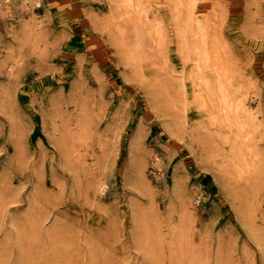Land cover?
I'll return each mask as SVG.
<instances>
[{"label": "rangeland", "instance_id": "obj_1", "mask_svg": "<svg viewBox=\"0 0 264 264\" xmlns=\"http://www.w3.org/2000/svg\"><path fill=\"white\" fill-rule=\"evenodd\" d=\"M3 1L0 264H31L32 259L35 264L40 250L42 264H57L59 253L72 264H170L165 247L174 236L169 227L179 220L176 170L186 188L205 189L200 201H193L195 217L182 222L185 244L192 247L191 259L184 263L264 264V172L249 184L229 167L226 175L220 172L221 188L191 153L187 131L208 116L191 101L181 137L168 132L164 117H173L169 98L152 93L149 86L167 70L166 57L153 51L141 68L128 63L121 37L109 31L116 12L107 0H42L35 18L46 21L37 33L28 29L31 15L19 5L21 0ZM194 1L215 60L221 62L227 53L230 71L249 86L246 105L264 121V0ZM143 5L149 18L157 17L164 27L166 55L178 74L182 63L168 0H143ZM191 68L186 65L185 73ZM185 84L191 100L194 86L189 79ZM80 103L87 108V120L82 118L86 125L72 134L74 118L69 132L63 119L77 114ZM67 133L79 157L70 159L57 146L55 138ZM135 136L139 147L132 161ZM253 140L264 155V125ZM192 146L210 155L218 169L220 155L197 142ZM156 154L159 169L150 160ZM141 155L147 186L140 179ZM98 178L106 183L102 193L93 186ZM30 218L40 227L37 243L27 233ZM155 233L164 237L156 244L162 248L158 259L148 253ZM144 235L151 241L144 242ZM25 241L32 249L24 251Z\"/></svg>", "mask_w": 264, "mask_h": 264}, {"label": "bare ground", "instance_id": "obj_2", "mask_svg": "<svg viewBox=\"0 0 264 264\" xmlns=\"http://www.w3.org/2000/svg\"><path fill=\"white\" fill-rule=\"evenodd\" d=\"M4 1L7 2L9 0ZM195 2L194 0H168V6H170L169 13H171V20L174 24L176 51L182 63V68L179 70L178 74H174L176 69L171 66L168 56L166 55L167 45H165V41L168 39L167 33L164 31L162 24H157V17L152 16L153 19L149 18L144 8L143 0H107V3L112 6L113 10L116 12L110 19L112 23H110V25L112 26L109 31H113L115 35L117 33L121 37L120 43L124 46L123 51L126 55L127 62H130L138 68H141V61L146 59V54L150 55L153 51H159L162 53L163 57H166V59H164L167 70L165 69L161 72L160 75H162V77L160 76L159 79L157 78L153 83L150 82V79H145L149 80V86L152 87L150 91L152 93L157 94L158 92L160 96L163 95L164 99L169 98L166 104L169 108L171 106L173 109V117L168 120L164 117L165 114L160 113L159 115L164 117L165 128L171 135L179 138L181 137L180 132L182 133V130H186L188 115H186V110L190 106V101L196 105L198 110L200 109L208 115L204 120L195 123L190 130L187 131V134L191 142L189 143V147L192 155L198 160L197 162L203 169L212 173L216 183L220 185L221 188H225L220 172L222 171V173L226 175V172L231 171L229 167L233 170L232 173H236L237 177L244 178L246 181L249 180V184L257 183V174L264 172V155L258 148L257 141L253 139L255 138V133L261 130L264 121L249 108L248 104L246 105L245 99L249 86L245 81H242L243 79L240 80L236 72L230 71V61L226 51V55L220 58V60L222 59L221 62L215 60L216 56L212 53L208 45L209 35L207 27L203 25L201 20L195 15ZM19 5L31 15L30 22L27 24L29 31L31 33H37L46 21V19L35 18V8L42 7V0H21ZM129 36L131 38L126 39ZM221 47L222 46H220V48ZM156 54H158V52ZM189 64H192V68L188 73H185L184 68ZM12 65L13 64L10 63L7 70H11ZM141 78L143 79L144 75H141ZM187 79H189L194 86L191 100H189L187 96L185 84ZM79 107L80 110H78L77 114H68L63 119V125L69 132L70 120L74 118L72 120H74L76 124L74 128H72L74 129L72 134L86 125L87 108L82 104L79 105ZM10 117H12V115ZM82 118L85 119L82 120ZM70 135L71 134L67 133L58 139L55 138V140L57 146L63 148L65 155L72 159L77 156L79 157V155L78 153L77 155L73 154V148L71 147L72 143L68 140ZM134 138V141H132L133 143L131 142L132 147L130 148L132 161H134L136 156L135 149L139 147L137 144L139 143V138L136 136ZM196 142L198 145L203 144L205 147H209L213 152L212 155H220L218 169L210 163V155L199 153L193 148L192 145L193 143L196 144ZM1 151L2 148H0V153ZM143 160L141 155L139 173L141 171L140 179L144 182V186H147L143 169ZM150 160L154 162L159 169L161 157L156 154ZM260 178L263 179L261 176ZM173 181V191L179 197V209H177L179 220L169 227L172 233L171 235L174 237L171 236L168 245L166 244L167 247H165V251L168 252L167 255L170 264H185L184 261L187 262L191 259L190 251L192 247L189 244H185L187 241L185 239V230H183L184 225L182 222L185 220H192L195 217L196 209L193 201L196 203L199 202L200 197L205 194V189L203 187L199 189L186 188L181 184V178L177 170L173 174ZM93 186L97 193H102L106 187V183L101 178H98ZM194 193L199 195L193 199ZM253 198L254 196L251 197V203L253 202ZM255 202H257L256 198ZM253 204L255 203L253 202ZM257 206L258 205H255L254 208ZM171 212L172 209L168 216V220L171 217ZM254 213L252 215H254ZM30 220L31 224L30 227L27 228V233H29V235L32 233L34 235L33 241L37 243L40 235V227H38V223H35L36 220L33 218H30ZM154 229L158 230V227ZM152 232L153 231L149 233ZM50 233L48 232V236ZM147 233L148 232L145 234ZM144 236L145 239L142 238L144 242L151 241V239H149L151 234L149 237L147 235V238L146 235ZM32 239V237L29 239L31 243L33 242ZM161 239H164L163 235L157 234L151 243L153 248L150 247V249H148V253L156 258L162 249L158 248L156 244ZM29 241H25L27 245H24V251L30 250L31 244ZM154 248L157 249V252ZM57 249L58 246L53 248L51 253ZM55 255L57 264H72L71 258L68 259L66 255L61 256L60 253ZM44 256L41 250L39 253L37 252V255L35 254V264H42ZM161 256L164 257L162 254ZM31 261V264H33V259ZM162 262H164V260H162ZM28 264H30V262Z\"/></svg>", "mask_w": 264, "mask_h": 264}]
</instances>
